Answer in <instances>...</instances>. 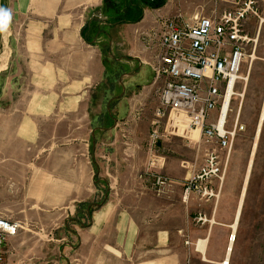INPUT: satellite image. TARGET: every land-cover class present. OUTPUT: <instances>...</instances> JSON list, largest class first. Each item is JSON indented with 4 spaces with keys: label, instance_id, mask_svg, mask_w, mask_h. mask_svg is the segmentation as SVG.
I'll use <instances>...</instances> for the list:
<instances>
[{
    "label": "crops",
    "instance_id": "0c3cea01",
    "mask_svg": "<svg viewBox=\"0 0 264 264\" xmlns=\"http://www.w3.org/2000/svg\"><path fill=\"white\" fill-rule=\"evenodd\" d=\"M129 2L115 0L116 12L110 15L104 11V0L8 2L14 28L12 50L18 60H25L24 67L15 71L34 76L35 92L27 102L29 117L13 115L8 133L3 132L0 174L12 178V186L50 187L47 197L38 201H59L57 175L54 180L59 163L51 150L56 143L50 148V163L45 169L51 181L26 180L30 153L26 144L16 140V133L19 138L31 137L37 125L47 138L79 141L82 151L76 155L88 165V184L92 180L99 195L73 201L78 205L67 207L61 214V225L49 232L39 227L52 237L35 250L36 261L11 258L8 245L15 248L14 239L26 227L20 222L16 236L7 240L3 264H264V226L257 228V223H262L259 218H264L249 212L240 226V217L236 221V211L229 205L219 210V200L201 203L194 195L185 197L187 162L177 155L182 156L186 142L179 135L161 131L153 147L149 145L152 113L162 82H154L149 66L153 53L145 47V35L158 29L161 18L186 17L179 7L190 9L198 4L192 0H164L152 8L139 4L142 17L138 22L117 23ZM196 8L200 9L189 19L206 17L202 16L203 8ZM258 24L261 29L264 19ZM107 41L112 53L109 58L122 68L120 78H129L122 84V93L117 85L119 95L114 98L118 100L109 117L113 129L96 126L93 134L89 119L92 90L106 81L101 46ZM146 69L151 79L146 77ZM195 132L189 140L195 143L197 156L202 144L199 134L198 140L193 139ZM93 137L97 138L96 146ZM157 177L170 182L163 193L156 192ZM199 214L209 221L196 223ZM48 218L42 213L34 216L40 224ZM231 235L235 239L230 242Z\"/></svg>",
    "mask_w": 264,
    "mask_h": 264
},
{
    "label": "rangeland",
    "instance_id": "374dc122",
    "mask_svg": "<svg viewBox=\"0 0 264 264\" xmlns=\"http://www.w3.org/2000/svg\"><path fill=\"white\" fill-rule=\"evenodd\" d=\"M8 2L9 0H2L4 19L0 25V168L3 161V132L8 133L10 118L13 115L29 117L28 109H26L27 102L31 101L35 92L33 89L34 76L19 75L15 71L17 67H24L25 60H18L15 56V50H12L14 28ZM192 2L198 4L196 7L203 8L202 16L206 17H209L212 12L219 13L231 6L230 0H192ZM139 4L144 7L149 6L147 0H140ZM196 7H192L193 10H191L192 8L179 7L178 10L186 13V17L189 18L200 9ZM252 10L256 12V16L252 15L245 25V32L251 42L247 46L245 60L240 68L241 76L247 77V81L245 83L244 81L238 82L235 92L237 94L243 92V97L232 99L231 113L226 120V130L233 133L231 149L229 155H227L226 150H216L219 156L218 166L221 180L214 178L209 184L214 193L217 194V199L213 198L209 202L214 201L216 203L219 200V210L227 205L230 209L237 210L264 100V24L261 29L258 24L261 19H264V0H257V3L252 5ZM254 39H256L255 42ZM110 50L108 41L102 43L101 51L106 68V81L96 90H92L94 93L91 98L89 114L92 131L96 126L109 130L113 129L112 120H109V117L112 116L111 108L118 100L114 97L119 95L118 86L121 93L124 91L125 85L121 84H124L129 78L123 76L120 79L122 68L109 58L108 55L112 54ZM252 55L255 57L254 60L250 59ZM146 72V77L151 79L150 71L146 69ZM120 81L121 84H118ZM22 104L24 106L20 107L19 105ZM30 111L34 112L35 109ZM31 117L35 118L34 116ZM16 135V140L26 144L30 153L26 162L28 165L26 180L31 183L51 181V174L45 169L48 167L47 163H50V148L54 147L56 143V147L51 150L55 152V160L59 163V171H54V180H56V175L58 176L57 195L59 201L53 203L38 201L47 197L50 187L12 186L14 180L3 178L0 174V216L11 221L26 223L25 229L19 231L21 239L19 237L14 239L15 248L11 249L8 245V249L12 250L13 253L11 258L17 261H36L35 250H38L43 242L50 241L52 237L46 232H40L39 227H45L49 232L57 225L60 226L63 220L61 214L66 208L74 204H76L75 206L78 205L77 202L73 201L82 200L91 194L99 195V192L95 191L92 180L88 184V165L85 164L84 166L81 157L76 155L82 151V145L78 146L79 141L77 139L60 138L54 140L47 138L46 134L37 128V125L31 137L19 138L18 133ZM196 136H198V132L193 135L194 140H198ZM183 138L182 141L186 142L184 144L185 149L183 148L185 151L181 152L182 156L177 155V159L183 158L187 162L189 177L192 171H196L205 165V159L212 146L205 144L200 138L201 142L200 140L199 142L202 144V149L196 156L195 143ZM92 140L95 141L96 146L97 138L93 137ZM256 145L240 206V226L249 212L253 216L256 214V217L264 218V118ZM177 151H180L179 148ZM30 164L35 165L37 170L34 171V167L29 169L31 168ZM219 190L220 193H218ZM201 201V203H206L205 200ZM203 210L206 211L207 208L204 207ZM36 213H42L43 216L49 218L40 220L39 222H42L40 224L34 219ZM51 216L53 218H50ZM261 221V225L257 223V228L264 226V219L259 218L258 222ZM20 243L21 245H19Z\"/></svg>",
    "mask_w": 264,
    "mask_h": 264
},
{
    "label": "built area",
    "instance_id": "2783aa9c",
    "mask_svg": "<svg viewBox=\"0 0 264 264\" xmlns=\"http://www.w3.org/2000/svg\"><path fill=\"white\" fill-rule=\"evenodd\" d=\"M254 3L257 0H230L229 9L209 17L189 19L177 14L161 18L158 29L145 35V47L153 53L149 66L154 82H162L152 113L150 147L161 131L186 139L196 131L205 144L212 146L205 165L185 180V197L217 199L209 186L214 178L221 180L216 150H226L229 155L233 136L221 115L226 99L230 105L241 81L240 68L251 42L245 25L252 15L256 16ZM155 186L157 193H163L170 182L157 177ZM207 221L204 214L195 218L198 224ZM20 227L19 221L0 216V264L8 238L16 236ZM229 240H234L232 235Z\"/></svg>",
    "mask_w": 264,
    "mask_h": 264
},
{
    "label": "bare ground",
    "instance_id": "6f19581e",
    "mask_svg": "<svg viewBox=\"0 0 264 264\" xmlns=\"http://www.w3.org/2000/svg\"><path fill=\"white\" fill-rule=\"evenodd\" d=\"M256 41V39H254V42ZM254 56H250V59L251 60H254ZM241 81H244V83L247 81V77H241ZM244 89V88H243ZM234 94L236 95V97H239V98H242L243 97V92L240 93V94H237V92H234ZM229 103V100L226 99L225 101V104H224V108L222 110V115H221V121L222 120H227L228 119V116L229 114L231 113V108H230V105L228 104ZM260 117H259V121H258V125H257V128H256V133H255V139H254V144H253V147H252V151H251V154H250V159H249V167H251V164H252V158H253V155H254V152H255V148H256V141L258 139V136H259V133H260V129H261V125H262V121H263V118H264V100H263V103H262V109L260 111ZM248 169V168H247ZM250 170V168H249ZM247 175L245 176L246 179H245V183L243 185V190L241 192V197H240V200H239V203H238V207H237V210H236V221L238 220V217H239V212H240V206H241V203H242V197H243V193H244V188L246 186V183H247V179H248V173H246ZM259 207V206H258ZM237 226V225H235ZM235 229V227H234ZM233 234V233H232ZM232 237L235 239V235H232ZM204 242L200 243V248L203 249L204 247Z\"/></svg>",
    "mask_w": 264,
    "mask_h": 264
},
{
    "label": "trees",
    "instance_id": "16d2710c",
    "mask_svg": "<svg viewBox=\"0 0 264 264\" xmlns=\"http://www.w3.org/2000/svg\"><path fill=\"white\" fill-rule=\"evenodd\" d=\"M114 1L115 0H104V11L106 14H113L116 12L114 8ZM149 6L151 7H159L164 3L163 1L158 2L157 4H150L149 0H147ZM142 17V7L137 2H130L127 4V8L122 16V18H117V23H136Z\"/></svg>",
    "mask_w": 264,
    "mask_h": 264
},
{
    "label": "water",
    "instance_id": "95a60500",
    "mask_svg": "<svg viewBox=\"0 0 264 264\" xmlns=\"http://www.w3.org/2000/svg\"><path fill=\"white\" fill-rule=\"evenodd\" d=\"M3 19H4V10H3V7H2V0H0V25H1L2 21H3ZM120 79H122V78H120ZM118 84H121V81Z\"/></svg>",
    "mask_w": 264,
    "mask_h": 264
},
{
    "label": "flooded vegetation",
    "instance_id": "af4514ba",
    "mask_svg": "<svg viewBox=\"0 0 264 264\" xmlns=\"http://www.w3.org/2000/svg\"><path fill=\"white\" fill-rule=\"evenodd\" d=\"M161 0H149V3L150 4H157L158 2H160ZM248 165H249V162H248ZM251 166H252V164H251ZM247 168H248V166H247ZM250 170H251V167H250ZM250 170H249V174H250ZM218 193H220V190L218 191Z\"/></svg>",
    "mask_w": 264,
    "mask_h": 264
}]
</instances>
